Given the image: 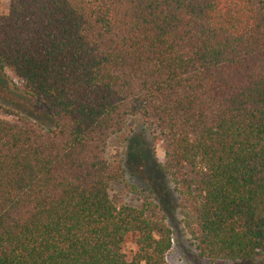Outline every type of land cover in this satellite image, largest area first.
I'll return each instance as SVG.
<instances>
[{"label":"trees","instance_id":"trees-1","mask_svg":"<svg viewBox=\"0 0 264 264\" xmlns=\"http://www.w3.org/2000/svg\"><path fill=\"white\" fill-rule=\"evenodd\" d=\"M6 71L50 124L0 115V264H169L158 204L109 194L124 170L106 145L131 117L198 256H264V0H9Z\"/></svg>","mask_w":264,"mask_h":264},{"label":"rangeland","instance_id":"rangeland-1","mask_svg":"<svg viewBox=\"0 0 264 264\" xmlns=\"http://www.w3.org/2000/svg\"><path fill=\"white\" fill-rule=\"evenodd\" d=\"M8 7L9 0H0V13H6ZM0 107L4 120L16 119L4 109L10 108L46 127L50 124L44 108L23 93L20 82L9 71L0 72ZM105 157L110 162H121L124 170L123 179L109 188L115 203L141 206L145 199H149L161 208L172 229V247L166 256L169 264H264V256L253 261L215 262L198 256L180 223L173 186L160 169L163 161L161 142L139 117H131L122 131L109 138ZM123 250L127 255L134 250V237L124 242Z\"/></svg>","mask_w":264,"mask_h":264}]
</instances>
